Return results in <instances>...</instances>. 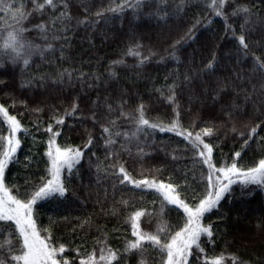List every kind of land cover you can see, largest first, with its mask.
<instances>
[{
	"label": "snow or ice",
	"instance_id": "6c2138e0",
	"mask_svg": "<svg viewBox=\"0 0 264 264\" xmlns=\"http://www.w3.org/2000/svg\"><path fill=\"white\" fill-rule=\"evenodd\" d=\"M96 3L97 0H79V3L76 0H0V13H3L0 15V89H10L4 94L11 98V105L0 102V133L3 132V125L7 126V134H0V264H130V259L136 255L141 257L139 264H146L145 256L149 249L158 252L159 264H228L229 259L232 264H264V259L260 257L245 260L235 253L227 256L224 252L216 254V226L212 222L205 223L207 214L220 209L221 202L230 198L234 185L239 184L242 189L252 185L264 189V154L251 166L240 163L242 152L253 143L264 146V51L259 55L253 51L256 46L264 48V0H173L171 11L165 10L169 8V0H109L107 6H103V0H100L102 6L92 12ZM193 8L196 9L194 22L169 45V57L179 65V52L189 41L199 39V27L202 24L210 27L215 23L214 17H221L225 32L230 33L236 41L235 67L232 75L217 78L215 87L202 78L215 74L219 63L215 51L207 63L201 62L202 67L193 66V58L184 72L181 73L179 69L170 72L165 77V84L155 88L172 107L167 122L165 118H150L149 111L155 109L139 94V102L133 104L127 90H120L118 94L109 93L103 98L98 93L96 99L91 101L87 116L80 107L79 96L62 112L57 105L48 103L50 99L59 98L63 93L60 86L70 83L79 71L63 68L62 62L68 59V49L81 25L88 29L99 21L122 20L126 15L125 9H132L135 18L146 15L149 19L167 23L173 16L183 19ZM108 13L113 15L108 16ZM236 21H239V29L234 26ZM33 32L36 36H32ZM257 32L260 39L252 41V35ZM127 35L129 45L125 55L135 59L134 68L141 69L155 53L149 48L148 54H144L142 37L136 36L135 28H130ZM249 56L252 57L251 65L245 67ZM36 57L55 65L56 70L31 71ZM125 63L124 59L113 60L108 69L110 78L118 79L115 66ZM17 76L20 90H44L38 96H33L35 106L30 108L38 114L34 122L37 132L41 130V123H45L39 115L45 113L46 109L50 115L44 128L47 133L45 175L39 178V182L25 179L24 186L17 184L10 187L6 183V170L11 163H19L17 151L22 140L18 133L23 130L25 135L30 134L18 116L9 111L17 103L29 109V102L18 100L16 89L11 88L16 84ZM85 76L80 71V79L83 80ZM93 79L99 81L101 75L96 74ZM228 88L233 89L235 94L226 92ZM184 89L188 94L187 114L191 117L187 126L183 122L184 113L179 103V95ZM241 94L244 104L239 103ZM197 101L201 110L209 108L214 113L210 111L207 119L202 117L200 111L193 116L192 105ZM249 103L252 105L250 112L246 109ZM216 105L219 107L216 108ZM77 116L82 123L90 119L93 128L99 126L103 159L93 151L97 144L92 131L86 130L87 139L82 145L61 144L58 141L67 119ZM199 121L204 126L197 127ZM221 129H227L225 135L230 132L233 134L231 138L240 142V150L232 153L230 162L225 159L220 163L214 159L218 145L210 140ZM157 131L182 137L186 142L185 151L192 153L193 167L185 171L182 182H178L172 174L165 179L163 165L146 169L141 164L140 172L133 174L127 161L121 158L123 153H127L134 163L143 161L146 149L151 147L149 141L154 143ZM86 150L91 153L88 156L89 168L96 169L95 195L101 212L119 217L125 210H135L128 211L124 217V223L130 225L131 238H126L121 247L110 244L107 231L94 225L91 216L77 217L79 223L73 226V232L83 230L85 226H95L101 236L96 238L90 251L82 245L72 249L75 252L73 256L66 251L69 247L66 243L56 240L51 226L43 230L38 226L35 206L38 201L66 197L68 181L80 176L81 161L86 156ZM171 155L176 160L183 154L173 149ZM25 159L29 161L25 165L28 167L32 158L26 156ZM197 166L201 168L199 182L196 181ZM205 166L206 173L203 171ZM189 172L192 174L191 182ZM102 180L111 183L103 186ZM192 184H196V187H192ZM117 190L121 192L118 200ZM145 193H155L160 198L158 210L144 206L149 203L145 201ZM109 199L112 200V207L105 211L103 205ZM150 203L155 205L156 200ZM171 211L177 212L176 223L169 218ZM142 218H147V229L142 227ZM62 219L69 220L67 216ZM153 221L155 229L151 230ZM52 223L50 218V225ZM257 227L264 238V217ZM209 245H212L211 249Z\"/></svg>",
	"mask_w": 264,
	"mask_h": 264
},
{
	"label": "trees",
	"instance_id": "16d2710c",
	"mask_svg": "<svg viewBox=\"0 0 264 264\" xmlns=\"http://www.w3.org/2000/svg\"><path fill=\"white\" fill-rule=\"evenodd\" d=\"M76 2L79 3V0H76ZM240 2H246V0H240ZM108 3L109 0H103V6H107ZM172 3L173 0H169V8L165 9L166 11L172 10ZM101 6L100 0H97L92 12H95ZM195 11L196 9L193 8L183 19L178 16H173L165 23L164 21L158 22L154 18L149 19L146 15L135 18L132 9H125L126 15L122 20L118 18L109 20L107 23L99 21L96 26L88 29L81 25L73 36L71 48L68 49V59L62 62L63 68L78 69L79 71L75 73V78L70 83L66 82L60 86L63 89V93L59 98L50 99L48 103L57 105L62 112L65 107L70 106L75 97L79 96L81 97L79 101L80 107L84 111L85 116H87L88 109L91 107V101L96 99L98 93L103 98L104 95L109 93L115 92L118 94L120 90H127L128 94L131 95L133 104L138 103L139 96H142L155 109L149 111L148 115L150 118H165V122H167V117L171 113L172 107L164 97L160 96L159 92L155 91V88L165 84V77L170 72L176 69H179L181 73L184 72L193 58V66L202 67L201 62L207 63L213 51H215L219 58L215 74L210 77H202L208 80L212 87H215L217 78L222 79L223 77L232 75L235 67L236 41L230 33L225 32L223 18L221 17H214L215 23L210 27H206L203 24L199 27L197 32L199 39L196 42L189 41L179 52L181 57V63L179 65L169 57V45L179 35H182L186 28L194 22L193 13ZM0 15H3V13H0ZM107 15L112 16L113 14L108 13ZM229 22L232 23L233 21L230 19ZM234 26L239 29V21H236ZM130 28H135L136 36L142 37L141 43L144 45L142 49L144 54H148L149 48L155 53L151 61L141 69L134 68L133 65L136 63L135 59L125 55L127 46L129 45L127 33ZM32 36H36V33L33 32ZM251 39L252 41H258L260 39L259 33H254ZM253 51L259 55L264 51V48L256 46L253 47ZM58 55L59 53H57ZM161 57H164V59L161 60ZM119 59H124L126 63L115 66L118 79L110 78L108 72L109 66L113 60ZM251 61L252 57L249 56L244 66L250 67ZM30 70L34 72H54L56 66L42 62L39 57H36L35 63ZM80 71L86 74L83 80L79 77ZM96 74L101 75L99 81L93 79ZM170 82L171 79H169L168 83ZM18 83L19 77L17 76V82L11 88L16 89L15 96L18 100L24 99L29 102V109H25L23 105L17 103L16 107H10L9 111L11 114L18 116V119L22 121L30 134L25 135L23 130L18 133L22 140L21 147L17 151L19 163H11L6 170V183L10 187L17 184L24 186L25 179L39 182V178L45 175L47 160L44 156L47 140V133L44 131V128L46 127L50 113L46 109L45 113L39 115V118L45 121V123H41V130L37 132L34 122L37 120L38 114L30 110L31 107L35 106L33 96H38L44 90L37 89L35 92L32 89L20 90ZM89 85H92V87H89ZM9 90L0 89V102L6 105H11V98L4 94ZM225 91L230 95L235 94L231 88ZM53 97H55V93H53ZM114 100L115 96H113V102ZM179 103L182 105V111L184 113L183 122L187 126L191 118L187 114L189 106L187 89H184L179 95ZM239 103L244 104L243 94H241ZM218 107L219 105H216V108ZM246 109L250 112L252 105L250 103L247 104ZM197 111L201 112L204 119L208 118L210 111L214 113V110L209 108L201 110L198 101L192 105V115L194 116ZM0 122H2V117H0ZM125 126L127 127L128 125ZM201 126H204L203 122L199 121L197 127ZM86 130L94 133L97 147L93 151L103 159L104 148L103 141L100 139L99 126L96 125L93 128V123L90 119L82 123L80 122L79 116L69 117L58 141L61 144L71 143L82 145L83 141L87 139ZM226 132L227 129H221L216 137L210 140V142L218 145L214 151V159L220 163H223L225 159L230 162L232 153L240 150V142L232 139L233 134L230 132L226 136ZM0 134H7L6 125H3V132ZM34 136L36 137L35 140L33 139ZM149 143L151 147L146 149L147 154L143 161L138 160L134 163L133 159H130L127 153L122 154V160L127 161V165L133 174L140 172L141 164L146 169L163 165V177L165 179L168 178L169 174H172L178 182H182L185 171L193 167L192 153L185 151L186 142L183 138L176 136L175 133H162L157 131L155 133L154 143L151 140ZM117 147H119V144ZM173 149H177L178 153L183 154L182 157L173 160L171 155ZM262 154H264V146L253 143L247 150L242 152L240 163L251 166ZM90 155L91 153H88L86 150V156L81 161L80 176H74L68 181L69 191L66 193V197L38 201L35 206L38 226L42 230L51 226L56 240L66 243L69 246L66 251L73 256L75 252L72 249L82 245L90 251L96 243V238L101 236V233L97 231L95 226L91 228L85 226L83 230L78 229L76 232H73V226L79 223L76 219L77 217L84 218L91 216L94 225H99L107 231L109 242L113 247H121L125 243L126 238H131L130 225L124 223V217L127 216L128 211L135 209L130 208L125 210L119 217L105 215L101 212V205L96 203L95 195L97 191L96 169L95 167L89 168L88 164V156ZM26 156L32 158L28 167H25L26 164H29V161L25 159ZM92 159L95 162V157ZM203 171L206 173V166ZM200 172L201 168L197 166V182L200 179ZM188 179L190 182L192 181L191 172H189ZM101 183L103 186H108L111 182L102 180ZM192 187H196V184H192ZM233 189L234 191L230 198L221 202L220 209L213 210V213L207 214L208 219L205 223L212 222L216 226V244L214 251L216 254L224 252L226 256L235 253L245 260H255L256 257L264 259V238H262L261 232L257 227L260 219L264 217V189L255 185L249 186L247 189H242L239 184L234 185ZM13 191L15 192V188H13ZM100 191H103L102 187ZM120 195V190H117V200L120 198ZM144 195L145 201L149 202L144 206L150 210H158L160 198L155 193H145ZM152 200H156L155 205L150 203ZM103 207L105 211L110 209L112 207V200L109 199L104 202ZM171 207L169 206V208ZM168 215L171 222L176 223L178 219L177 212L171 211ZM65 216L69 218L68 221L62 219ZM219 216H223L224 218L218 219ZM50 218L53 221L51 225ZM142 219L144 220L142 227L147 229V218ZM154 229L155 221L152 222L151 230ZM208 247L211 249L212 245ZM140 259L141 257L139 255L133 256L130 259V264H139ZM159 260L158 252L149 249L148 254L145 256L146 264H159ZM228 264H232L230 259L228 260Z\"/></svg>",
	"mask_w": 264,
	"mask_h": 264
}]
</instances>
